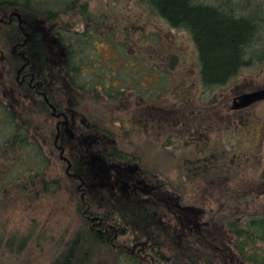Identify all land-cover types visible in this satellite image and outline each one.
Masks as SVG:
<instances>
[{"label":"rangeland","instance_id":"1","mask_svg":"<svg viewBox=\"0 0 264 264\" xmlns=\"http://www.w3.org/2000/svg\"><path fill=\"white\" fill-rule=\"evenodd\" d=\"M85 1L89 11L104 15L107 29H115V25L108 27L112 22L135 21L137 33L156 35L157 42L148 44L125 38L131 41L127 51L161 60L172 91L154 101L141 100L134 92L114 101L75 95L62 75L64 52L51 25L17 8L0 9V19L10 17L13 23V27L0 25V101L22 112L21 118L30 123V131L50 160V173L64 176L54 195L32 200L15 190L0 194L1 244L9 237L25 235L26 239L16 257L1 246L0 264H50L79 231L86 216V196L99 209L111 207L109 201H119L128 193L140 199L148 231H141V222L134 220L120 241L136 245L147 235L170 245L197 232L211 236L212 262L243 264L224 221L264 214V178L260 177L264 100L242 110H231L230 105L237 95L264 89V63L244 68L223 86L204 90L195 45L186 30L170 27L134 0ZM198 1L224 7L229 2L241 6L244 0ZM25 21L40 29L47 63L42 79L21 81L18 76L23 67L28 71V58L17 49L26 39H17L14 45L7 32L17 26L24 36ZM97 49L105 60L116 55L105 44ZM172 57L176 62L169 70ZM140 69V65L132 67V71ZM112 145L138 157L140 164L115 160ZM73 163L76 170L71 168ZM80 170L87 183L76 172ZM79 200L84 201L81 212ZM163 251L170 250L164 247ZM95 260L94 264H112V254L100 251Z\"/></svg>","mask_w":264,"mask_h":264},{"label":"trees","instance_id":"2","mask_svg":"<svg viewBox=\"0 0 264 264\" xmlns=\"http://www.w3.org/2000/svg\"><path fill=\"white\" fill-rule=\"evenodd\" d=\"M134 1L170 27L190 34L204 90L223 86L244 68L264 63V0H244L241 6L229 2L224 7L198 0ZM1 8H17L23 15L43 17L51 25V32L64 52L62 75L75 95L114 101L134 92L143 100L154 101L172 91L161 60L127 51L131 41L125 38L140 40L143 44L155 43L158 39L155 34L152 38L143 32L137 33L135 21L112 22L108 27L115 25V29H107L104 15L89 11L85 0H0ZM28 22L21 25L26 31L24 36L16 26L7 32V37L14 45L17 39H26L17 49L20 56L28 58L27 74L30 79H42L47 63L40 29ZM9 25L13 27V23ZM103 44L113 49L116 54L113 58L105 60L100 54L97 47ZM21 58L14 57L16 61ZM138 65L141 69L132 71ZM21 114L0 101V194L15 190L32 200L54 195L64 183V176L50 173V160ZM110 153L119 162L140 164L138 157L117 146L112 145ZM73 166L76 170V164L71 165L72 169ZM76 172L87 183L86 174L82 170ZM260 177L264 178V165ZM85 200L86 208L84 201L79 200V211L84 208L86 215L79 231L50 264H94L95 257L104 250L111 252L112 264H216L211 261V236L197 232L189 233L187 240L176 239L170 245L147 235L136 245L120 241L127 235L125 227L134 220L141 222V231H148L145 225L148 216L140 199L133 194L109 201V208L96 209L87 196ZM224 228L243 264H264V214L241 220L230 217L224 221ZM1 240L0 249L3 246L12 257L18 255L26 242L25 235L9 237L3 244ZM164 247H168L169 253L163 251Z\"/></svg>","mask_w":264,"mask_h":264},{"label":"water","instance_id":"3","mask_svg":"<svg viewBox=\"0 0 264 264\" xmlns=\"http://www.w3.org/2000/svg\"><path fill=\"white\" fill-rule=\"evenodd\" d=\"M175 63V57H172L169 61V69H173ZM264 100V89H259L251 92H245L240 95L233 97L230 105L231 110H240L243 108H247L250 105ZM54 112V108L52 107ZM69 167V166H68ZM67 167V168H68Z\"/></svg>","mask_w":264,"mask_h":264},{"label":"flooded vegetation","instance_id":"4","mask_svg":"<svg viewBox=\"0 0 264 264\" xmlns=\"http://www.w3.org/2000/svg\"><path fill=\"white\" fill-rule=\"evenodd\" d=\"M12 22V19L9 17L8 19H0V25H3V24H9V23H11ZM18 23H20V21L18 22ZM195 45V44H194ZM195 54H197V52H196V47H195ZM196 58H197V55H196ZM197 61V60H196ZM175 62H176V59H175ZM174 65H175V63H174ZM197 67H198V64H197ZM168 68H169V64H168ZM173 68H174V66H173ZM170 70V69H169ZM172 70V69H171ZM18 76H20L21 77V81H23V80H25L26 78H28V79H30V77H27V73H25L24 72V67L21 69V70H19L18 71ZM198 79H199V81H200V76H199V72H198ZM30 84V86H32V84H31V82L29 83ZM200 85H201V83H200ZM37 91V93H40L41 94V96L44 98V93H42V92H40V90H36ZM177 92V90L175 91V93ZM131 93V92H130ZM46 97V96H45ZM47 99V98H46ZM141 99V98H140ZM45 100V99H44ZM141 100H143V99H141ZM144 101H146V100H144ZM251 106V105H250ZM243 109H245V108H243ZM240 110H242V109H240Z\"/></svg>","mask_w":264,"mask_h":264}]
</instances>
